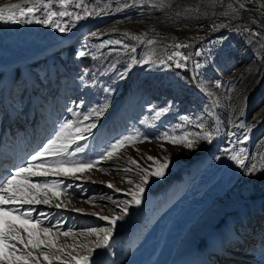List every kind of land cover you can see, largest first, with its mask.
Instances as JSON below:
<instances>
[{"label": "rangeland", "instance_id": "obj_1", "mask_svg": "<svg viewBox=\"0 0 264 264\" xmlns=\"http://www.w3.org/2000/svg\"><path fill=\"white\" fill-rule=\"evenodd\" d=\"M8 1L14 0H0V4ZM246 2L254 10L248 5L244 7L246 4L238 0H135L129 8L118 10L110 20L90 26L73 39L23 62L34 69L38 85L35 96L39 106L41 101H47L46 109H38L46 136L43 141L39 140L38 145L34 139L29 142L28 145H35V150L19 160L18 165L54 138L62 123L78 121L100 105L107 104L108 110L97 120L93 135L80 142L86 151L78 154V159L98 158L109 144L125 135L132 134L138 141L125 145L110 159L99 160L98 167L69 170L68 176L32 177V183L45 180L62 182L58 190H34L42 194L47 192L51 198L49 204L23 206L25 210L32 209L34 220L42 221L35 228L36 232L43 227L60 225V231L53 227L57 247L77 257L87 255L81 245L92 247L97 241V236L87 230L110 226L100 217L111 218L120 212L123 201L131 200L130 191L143 175L141 169L151 170L153 161L147 157H155L161 162L167 157L171 161L164 178L150 177L145 187L144 194L159 200L180 185L191 174L193 166L218 152L220 140L248 112L247 102L253 93L259 102H264V94L256 91L264 76V15L255 8L258 4L264 5V0ZM247 40L255 41L263 49V57L253 68L240 70L237 63ZM175 45L181 47L176 48ZM81 50L89 54L79 57L77 53ZM197 50H203L204 55L195 56ZM177 51L187 54L189 59L185 62L175 56ZM49 56L58 58L59 62L50 64L47 61ZM64 61L69 65L72 78H67L61 68ZM177 61L185 66L177 67ZM194 61L200 62L199 69L195 68ZM19 66L20 63L12 69ZM1 70L0 74L5 71ZM120 73H126V77L121 79ZM22 82L17 80L14 87L13 105L25 114L35 109H29ZM58 94L66 109H54V95ZM74 94L80 95L79 104L72 106L66 97ZM166 105L170 106V111L157 117L154 109ZM3 108L0 104V128ZM185 117L191 123H187ZM201 119L209 130H218V133L214 131L210 144L200 141L195 150H189L158 139L165 130L176 135L183 131L201 132L197 127ZM140 136L145 139H139ZM253 147L246 166L256 164L257 172L247 176L243 170L239 177L237 188L242 194L235 202L241 208L217 217L215 225L208 219L196 229L200 234L215 231L223 236L221 230L228 227L231 247L226 249L232 253L238 250L237 255H242L244 261L223 255L225 251L221 254L211 252L207 260L209 264H216V257L221 259V264L224 259L234 261L227 264H264V135L256 139ZM3 174H6L4 170L0 175ZM109 184L112 187H108ZM56 204L61 206L57 208ZM145 211L135 205L128 208V213ZM150 227L151 224L143 222L133 231L115 228L110 250L95 249L90 259L95 264H115L126 260L141 245ZM63 230H71V234L65 237L61 234ZM22 235L27 238L26 233L22 232ZM40 238L46 239L42 235ZM18 247L31 252L33 257H39L38 264H47L43 252L59 256L55 264L65 259L56 248ZM208 249V239L200 237L197 254Z\"/></svg>", "mask_w": 264, "mask_h": 264}, {"label": "bare ground", "instance_id": "obj_2", "mask_svg": "<svg viewBox=\"0 0 264 264\" xmlns=\"http://www.w3.org/2000/svg\"><path fill=\"white\" fill-rule=\"evenodd\" d=\"M134 1L71 0L67 9H62L58 0H52L53 7L51 11H67L71 14L54 18L61 27L67 29L64 32L59 31L55 23L14 24L0 21V69L11 68L29 58L41 55L54 46L73 39L90 26L110 20L118 10L129 8ZM238 1L243 5L246 4L244 7H247L248 2L246 0ZM12 5L24 7L35 5L38 8L40 7L36 0H14L0 4V8L11 9ZM250 8L254 10L253 7ZM255 8L264 15V5L262 3L255 6ZM11 11L18 14V9H11ZM47 12L48 9L41 8L40 11L35 13V17L45 19ZM86 12L92 14L86 15ZM8 14L9 12L6 11L5 15ZM76 16H80L81 19H75ZM246 43L247 45L242 51V57L237 63L240 70L246 67L253 68V65L261 61L263 57V49L261 50L255 41L247 40ZM6 58L8 60H5ZM23 72L25 73V70ZM263 81L264 76L257 85L256 91L259 92L260 90L264 94ZM2 83L6 84L5 89L10 87L9 72H6ZM254 94L256 93H253L251 97H254ZM251 97L247 102L248 112L241 117L229 134L220 140L218 152L214 156L208 157L193 166L191 174L187 175L185 180L170 191L166 197L157 200L153 196L144 194L140 207L146 211L140 214L128 213L124 220L117 222L115 228L123 231L136 230L143 222L151 224V227L141 245L132 255L128 256L126 260L118 261L115 264H209L207 260L211 252L221 254L226 248L231 247L228 243L230 238L228 227L221 230L220 233L223 236L215 231H205L200 234L196 229L197 226L203 225L208 219L212 220V225H215L217 217H222L227 212L241 208L235 201H238L242 194L237 185L243 168L224 155V152L226 149L233 152L241 148L245 149L243 156L247 157L245 159V165H247L256 139L264 135V102L261 103L257 98ZM16 112L17 116L21 111ZM15 121H17V118H15ZM38 122H41L40 117L32 128L36 135L34 136L32 133L29 141L33 142L34 139L35 144L41 140H36ZM241 123L249 127H238ZM246 134L247 139H245ZM6 136L9 137L8 134ZM2 146L1 142L0 147ZM34 146L27 147L28 149L22 154L15 153L13 155L14 160L5 161L0 159V174L3 170L6 173L8 170H13L14 166H19V160L22 161L31 154L35 150ZM204 236L208 239L209 249L199 255L197 250L200 246V237ZM237 256L241 261H244L242 255ZM227 262L234 263L233 260H223V264H227ZM241 264L243 263L241 262Z\"/></svg>", "mask_w": 264, "mask_h": 264}, {"label": "snow or ice", "instance_id": "obj_3", "mask_svg": "<svg viewBox=\"0 0 264 264\" xmlns=\"http://www.w3.org/2000/svg\"><path fill=\"white\" fill-rule=\"evenodd\" d=\"M59 6L62 9H67L71 0H58ZM36 3L40 7L35 5H29L27 7L21 5H12L11 9H18V14L12 12L11 9L0 8V21L10 23H45L53 24L64 32L67 29L61 27L58 22L54 20L55 17H64L65 15H71L67 11H51L53 4L52 0H36ZM243 7V5H241ZM41 8L48 9L45 19H38L35 17V13L40 11ZM8 11L9 14L5 15ZM87 13L86 15H91ZM75 19H81L80 16H76ZM139 39V38H137ZM120 43V41H116ZM151 43V42H150ZM185 47L187 45H184ZM176 48H180L181 45H175ZM89 53L86 51H79L77 55L79 57H85ZM177 57H181L183 61H187L189 56L176 52L174 54ZM195 56H203V50H197L194 53ZM172 57H169L171 59ZM177 67H184L185 64L177 61ZM196 69L201 67L199 61H194ZM126 73H120V78L124 79ZM108 106L100 105L91 110L87 115H83L78 121H65L59 126V130L55 133V137L50 139L48 143L34 154L30 159L19 166H14L15 170H8L6 174L0 175V264H38L39 257H33L31 252L22 251L18 245H22L24 249L29 247L40 249L41 247H47L49 249L56 248L57 252L61 256H65V259L60 260L59 264H95V261L90 257L95 249L110 250V240L113 235V231L118 221L123 220L128 214V208L130 205L140 207L143 201V194L145 187L149 183V178H164L166 171L170 166V159L164 158L163 162L160 159L149 156L148 160L153 161L150 166L151 170L141 169L143 175L139 177V182L135 184L134 190L130 191L131 200L123 201V207L120 212L113 215L111 218L102 216L100 219L108 221L109 227L103 229H90L87 230L89 234L96 235L97 241L92 247L87 245H81V247L88 253L83 256H74L70 252L65 253L62 247H57L53 239V227H56L60 231V225L47 226L40 229L39 232L35 231V228L42 223L41 220H34L32 217V209L25 210L24 205L34 204H49L51 198L47 192L43 194L34 191L36 188L42 189H61L62 182L60 180H45L43 182L32 183V177L41 176H68L69 170L82 171L83 169H91L99 166V160L110 159L113 155L122 147L129 143L138 142L134 140L132 134L125 135L122 138L117 139L115 142L109 144L101 153L98 158L95 159H78V154H82L86 151V147L81 141H85L93 135V129L97 128V120L104 116L107 112ZM155 115L161 117L170 111V106H164L160 109H154ZM211 114V113H210ZM92 117H96L95 120ZM187 123H191L188 118H184ZM202 131L192 133L189 131H183L180 135H176L174 132L165 130L158 137L159 140L168 142L173 145H179L185 149L195 150L200 141H206L207 143L213 142L214 131L218 133V130H209L205 127L203 119L197 124ZM241 128H248L249 126L241 123L238 125ZM138 135V134H137ZM139 139H145L140 136ZM247 139V134L245 135ZM245 149L241 148L238 151L233 152L230 149H226L224 155L228 156L231 160L235 161L244 170V175L253 176L257 172V165L251 164L250 167L245 165V159L243 156ZM219 159V157H217ZM127 171V170H125ZM128 183H132L131 180ZM66 187V186H65ZM112 187V185H108ZM113 203L119 204L121 202L113 201ZM61 205L56 204L55 207L59 208ZM41 215H45L41 213ZM16 222H19L18 224ZM32 225V227H29ZM27 234V238L22 235ZM61 234L65 237L71 234V230H63ZM41 235L46 239H41ZM8 251H5V250ZM19 253V254H17ZM44 260L47 264H55V261L59 259V256H50L47 252L42 253Z\"/></svg>", "mask_w": 264, "mask_h": 264}]
</instances>
